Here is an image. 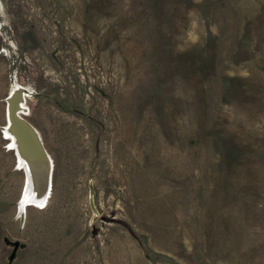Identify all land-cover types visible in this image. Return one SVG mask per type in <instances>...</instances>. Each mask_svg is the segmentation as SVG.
Listing matches in <instances>:
<instances>
[{
  "label": "rangeland",
  "instance_id": "rangeland-1",
  "mask_svg": "<svg viewBox=\"0 0 264 264\" xmlns=\"http://www.w3.org/2000/svg\"><path fill=\"white\" fill-rule=\"evenodd\" d=\"M0 264H264V0H0Z\"/></svg>",
  "mask_w": 264,
  "mask_h": 264
},
{
  "label": "bare ground",
  "instance_id": "bare-ground-1",
  "mask_svg": "<svg viewBox=\"0 0 264 264\" xmlns=\"http://www.w3.org/2000/svg\"><path fill=\"white\" fill-rule=\"evenodd\" d=\"M9 103L16 124L11 127L8 113V126L4 129V134L11 141V146L16 152L18 168H22L25 173V186L17 213L18 218L24 220L26 207L43 208L50 198L53 161L43 146L37 130L18 114L24 103L21 92H14L10 96ZM21 201H24L23 208ZM41 203L43 207L39 206Z\"/></svg>",
  "mask_w": 264,
  "mask_h": 264
},
{
  "label": "water",
  "instance_id": "water-1",
  "mask_svg": "<svg viewBox=\"0 0 264 264\" xmlns=\"http://www.w3.org/2000/svg\"><path fill=\"white\" fill-rule=\"evenodd\" d=\"M7 102H8V100H7ZM8 113H9V117H10V120H9V122H11V127L14 125V124H16V123H14V119H15V117H13L12 116V109H10V106L8 105V108H7V119H6V121H8ZM10 114H11V116H10ZM3 130V129H2ZM4 131V130H3ZM15 136V135H14ZM40 152V151H39ZM24 190V189H23ZM22 196V195H21ZM19 203V202H18ZM18 242H14L13 243V250L11 251V254H10V256H9V261H12L13 260V258L15 257V254H16V251H17V249H18Z\"/></svg>",
  "mask_w": 264,
  "mask_h": 264
},
{
  "label": "snow or ice",
  "instance_id": "snow-or-ice-1",
  "mask_svg": "<svg viewBox=\"0 0 264 264\" xmlns=\"http://www.w3.org/2000/svg\"><path fill=\"white\" fill-rule=\"evenodd\" d=\"M23 203H24V201H21V208H23ZM39 206L43 207V203H41Z\"/></svg>",
  "mask_w": 264,
  "mask_h": 264
}]
</instances>
